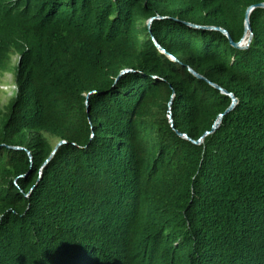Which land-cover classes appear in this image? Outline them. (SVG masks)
<instances>
[{"label": "trees", "instance_id": "16d2710c", "mask_svg": "<svg viewBox=\"0 0 264 264\" xmlns=\"http://www.w3.org/2000/svg\"><path fill=\"white\" fill-rule=\"evenodd\" d=\"M260 1L0 0V264H264Z\"/></svg>", "mask_w": 264, "mask_h": 264}, {"label": "clouds", "instance_id": "9594fccd", "mask_svg": "<svg viewBox=\"0 0 264 264\" xmlns=\"http://www.w3.org/2000/svg\"><path fill=\"white\" fill-rule=\"evenodd\" d=\"M151 18H152V17H149V19H148V21H147L148 24L150 23ZM154 41L156 42V40H154ZM20 56H21V51H20V50L15 49V50L10 51L9 54H8V58H7V60H6V65L3 66V67H0V73H1V74H2V73H6L7 71H9V72L12 74V80H13V78H14V80H13L14 88H13V91H12V95H11L9 101L7 102V104H9V102H10L11 99L13 98V96H14V94H15V91H16V83H15V75H14V72H15V67L17 66V64H18V62H19ZM13 70H14V71H13ZM7 104H6V106H7ZM63 141H64L63 139L57 140V142H55V145H56L57 143L60 144V143L63 142ZM59 144H58V145H59ZM55 145H54V147H55ZM58 145H57V146H58ZM54 147H53V149H54ZM56 148H57V147H56ZM53 149H52V150H53ZM54 151H55V150H54ZM54 151H53V152H54ZM249 264H253V263H252L251 261H249ZM254 264H262V258H260L259 260H257Z\"/></svg>", "mask_w": 264, "mask_h": 264}, {"label": "rangeland", "instance_id": "374dc122", "mask_svg": "<svg viewBox=\"0 0 264 264\" xmlns=\"http://www.w3.org/2000/svg\"><path fill=\"white\" fill-rule=\"evenodd\" d=\"M13 80H12V74L9 71L2 74L0 73V109L2 111L6 110V104L12 95V91L14 88ZM50 139L52 143L57 142L56 137L51 136Z\"/></svg>", "mask_w": 264, "mask_h": 264}, {"label": "water", "instance_id": "95a60500", "mask_svg": "<svg viewBox=\"0 0 264 264\" xmlns=\"http://www.w3.org/2000/svg\"><path fill=\"white\" fill-rule=\"evenodd\" d=\"M255 4H256V5H264V2H263V1H260V2H257V3H255ZM248 9H249V7H247V8L245 9V12H244V28H249V27H248L249 24H248V20H247ZM247 38H248V35H247ZM247 38H246V40H247ZM229 41H230L231 43L235 44V45H239L238 42H236V43H235V42H232V40H231L230 38H229ZM211 84H213L214 86L218 87V85L215 84V83H212V82H211ZM219 89H220L221 91L225 92V90H224L223 88H220V87H219ZM230 97H231L230 103H229V105L225 108V110H227V109L232 105V103H233V101H234L233 96H232L231 94H230ZM219 116H220V113L217 115V119L215 120V122L211 125L210 130L216 125V123H217V121H218V119H219ZM198 139H200V137H199ZM198 139H196L195 141H198ZM58 144H59V143H57V144L55 145V147H54V149L52 150L51 154H52L53 151L56 149V147H57ZM51 154H50V155H51ZM50 155L46 158V160L50 157Z\"/></svg>", "mask_w": 264, "mask_h": 264}]
</instances>
